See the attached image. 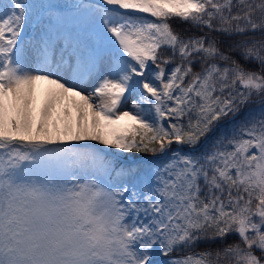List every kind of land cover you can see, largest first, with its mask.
Instances as JSON below:
<instances>
[{"label": "snow or ice", "instance_id": "6c2138e0", "mask_svg": "<svg viewBox=\"0 0 264 264\" xmlns=\"http://www.w3.org/2000/svg\"><path fill=\"white\" fill-rule=\"evenodd\" d=\"M0 264H264V0H0Z\"/></svg>", "mask_w": 264, "mask_h": 264}, {"label": "trees", "instance_id": "16d2710c", "mask_svg": "<svg viewBox=\"0 0 264 264\" xmlns=\"http://www.w3.org/2000/svg\"><path fill=\"white\" fill-rule=\"evenodd\" d=\"M208 143L210 144V143H211V140H209ZM145 154H147V153H145ZM129 155H130L131 157L136 158V157H138L139 155H143V154H139V153H130ZM233 239H235V238H234V237H229V240H233ZM218 243H219V242L212 243V242H210V241H205V242L200 243V244L197 245V250L204 249V248H207V247H213V248H214V247H217V246H218Z\"/></svg>", "mask_w": 264, "mask_h": 264}, {"label": "rangeland", "instance_id": "374dc122", "mask_svg": "<svg viewBox=\"0 0 264 264\" xmlns=\"http://www.w3.org/2000/svg\"><path fill=\"white\" fill-rule=\"evenodd\" d=\"M152 157H148L147 159H151ZM140 159H144V157H141ZM139 160V159H138ZM174 255H175V253H174Z\"/></svg>", "mask_w": 264, "mask_h": 264}]
</instances>
